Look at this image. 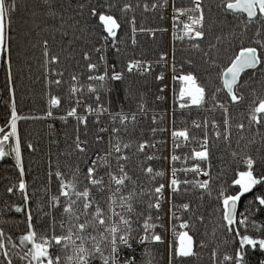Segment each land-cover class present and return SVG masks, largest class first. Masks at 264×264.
Listing matches in <instances>:
<instances>
[{
    "label": "snow or ice",
    "instance_id": "snow-or-ice-1",
    "mask_svg": "<svg viewBox=\"0 0 264 264\" xmlns=\"http://www.w3.org/2000/svg\"><path fill=\"white\" fill-rule=\"evenodd\" d=\"M0 68V264H264V0H0Z\"/></svg>",
    "mask_w": 264,
    "mask_h": 264
},
{
    "label": "trees",
    "instance_id": "trees-1",
    "mask_svg": "<svg viewBox=\"0 0 264 264\" xmlns=\"http://www.w3.org/2000/svg\"><path fill=\"white\" fill-rule=\"evenodd\" d=\"M175 86L170 80H169V85H168V90L170 91V99H169V104L171 103V89L172 87ZM37 89V94L33 95L31 92H26L25 98L19 103V107L21 110L25 113L28 112H35L37 114L40 113L41 109L46 107V100L41 97L39 94V89L40 85L36 84L34 86ZM4 89V71L3 68L0 70V91H3ZM4 111H5V106L3 104L2 98H0V123H2L3 116H4ZM188 118L189 121L191 119H198L199 114L193 110L191 113L190 117H184ZM179 123V121H178ZM22 132L26 136L27 133L24 130H32L34 133L37 131H45L46 132V125H41L39 123L36 124H24L22 123ZM56 128L58 131V134L62 135L63 129L61 128V125L59 122L56 124ZM69 132H71V128H69ZM48 150V145H47V136L44 135L43 138L40 139V152H38L35 157L30 158L33 163H32V174L29 176V180H31L33 177L37 178V183H40L43 181L44 177V160L46 159L44 153H46ZM12 175V171L8 165H5L3 162H0V208L3 207V200L6 198L5 193H4V187L7 181L5 180V176H10ZM14 200H18L19 196L14 197ZM170 235V234H169ZM208 254L204 253V259L207 260Z\"/></svg>",
    "mask_w": 264,
    "mask_h": 264
},
{
    "label": "rangeland",
    "instance_id": "rangeland-1",
    "mask_svg": "<svg viewBox=\"0 0 264 264\" xmlns=\"http://www.w3.org/2000/svg\"><path fill=\"white\" fill-rule=\"evenodd\" d=\"M170 94V91L168 90V95ZM169 99H170V96H169Z\"/></svg>",
    "mask_w": 264,
    "mask_h": 264
},
{
    "label": "water",
    "instance_id": "water-1",
    "mask_svg": "<svg viewBox=\"0 0 264 264\" xmlns=\"http://www.w3.org/2000/svg\"><path fill=\"white\" fill-rule=\"evenodd\" d=\"M0 70H1V68H0Z\"/></svg>",
    "mask_w": 264,
    "mask_h": 264
}]
</instances>
